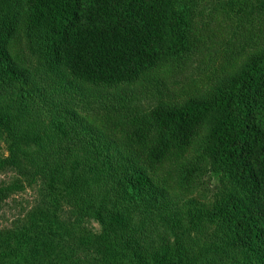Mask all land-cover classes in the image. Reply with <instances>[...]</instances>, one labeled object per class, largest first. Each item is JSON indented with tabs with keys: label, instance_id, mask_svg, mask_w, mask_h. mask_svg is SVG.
I'll use <instances>...</instances> for the list:
<instances>
[{
	"label": "trees",
	"instance_id": "1",
	"mask_svg": "<svg viewBox=\"0 0 264 264\" xmlns=\"http://www.w3.org/2000/svg\"><path fill=\"white\" fill-rule=\"evenodd\" d=\"M0 143V264H264V0H0Z\"/></svg>",
	"mask_w": 264,
	"mask_h": 264
},
{
	"label": "rangeland",
	"instance_id": "2",
	"mask_svg": "<svg viewBox=\"0 0 264 264\" xmlns=\"http://www.w3.org/2000/svg\"><path fill=\"white\" fill-rule=\"evenodd\" d=\"M215 63L216 58L211 59H203L202 56H196L194 59L190 61V68L186 74V78L184 76H176L171 79V82L167 81V86H172L175 89L182 88L185 83L187 84V80L189 79L197 86H201V84H205L208 80L209 76H211L215 70ZM180 85V86H176ZM135 93V92H134ZM134 93H130L132 96ZM145 96H149V93L145 92ZM142 103L145 101L144 96H142V100H140ZM5 154V145L4 143H0V156ZM15 173L10 169H3L0 171V186L4 182L10 181L11 178ZM205 184L199 185L196 189V193L194 195H191L189 198L194 199L193 201L195 212L192 214V216H206L207 214L211 213L213 208V203L205 201L206 195H210V191L213 190V187L218 186V181L211 182L208 178H205L203 180ZM201 184V183H199ZM191 199V201H192ZM35 200V193L33 190L28 189L25 190V192L18 193L17 195L13 196L9 200H7L5 203L0 204V230L4 228H11L15 223H17L20 218L23 217V215L27 212V209L29 206L34 202ZM190 200V199H189ZM198 200V203L196 202ZM188 210H190V207L188 206ZM190 220L188 219L186 222L183 223L182 230L187 231L189 228ZM88 229L90 230L91 234L98 235L101 233V226L97 220H90L88 224ZM199 251H202L201 253V259L203 257H207L208 259H212V264H224V258H223V252L227 254L226 249L219 250L217 248L207 246V247H199ZM195 252V249L194 251ZM201 264H205V262L202 260Z\"/></svg>",
	"mask_w": 264,
	"mask_h": 264
}]
</instances>
